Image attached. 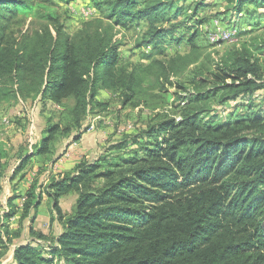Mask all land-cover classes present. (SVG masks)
Instances as JSON below:
<instances>
[{
    "label": "trees",
    "instance_id": "1",
    "mask_svg": "<svg viewBox=\"0 0 264 264\" xmlns=\"http://www.w3.org/2000/svg\"><path fill=\"white\" fill-rule=\"evenodd\" d=\"M35 1L51 5L55 0H0V80L13 76L17 92L32 98L40 94L56 103L73 98L81 107L98 102L99 91L114 81L122 43L114 35L72 40L61 26L16 34L12 26L24 22L19 13L33 9ZM182 1L112 0L111 16L120 24L148 20L146 43L158 46L172 31L158 22L171 13L177 17ZM227 3L236 14L249 3L264 8V0ZM190 42L195 45L193 36ZM261 54L264 38L229 49L216 62L213 79L199 70L200 84L209 82L212 88L196 87L199 92L187 95L179 120L150 124L148 142L133 139L139 149L102 156L104 162L80 161L75 172L53 176L45 186L36 178L26 192L9 197V211H0V264L20 235L7 220L21 210L20 217L33 223L44 194L62 231L51 237L31 228L38 239L52 242L47 248L19 243L7 264H264V105L257 107L252 98L262 90L264 99ZM130 80L128 89L134 92L135 80ZM2 90L0 85V99L6 97ZM242 96L249 101L240 110L231 105L218 113L207 109L218 97L225 104ZM59 128H47L36 150L20 157L13 178L33 157L51 153ZM6 167L0 161V192ZM71 191L78 198L66 214L59 198ZM18 197L24 198L20 206L14 203Z\"/></svg>",
    "mask_w": 264,
    "mask_h": 264
},
{
    "label": "rangeland",
    "instance_id": "2",
    "mask_svg": "<svg viewBox=\"0 0 264 264\" xmlns=\"http://www.w3.org/2000/svg\"><path fill=\"white\" fill-rule=\"evenodd\" d=\"M111 1L55 0L51 5L37 4L35 1L33 9L21 10L19 13L23 15L24 22L14 23L12 28L16 34L22 31H28L31 35L47 30L54 32L61 26L64 35L72 40L75 37L90 36L91 40L96 41L97 38L114 35L122 44L119 48L120 62L114 70L111 88L103 86L97 95L98 102L86 107L78 106L73 98L56 103L42 100L40 94L35 98L26 96L17 92L13 76L1 78V94L5 93L6 97L0 99V161L7 165L6 176L10 175L13 166L17 167L22 155L36 150L46 135V129L57 124L60 128L50 141L51 153L38 159L41 164L38 176L49 169L51 163L66 158L75 144L81 143L79 147L85 150L84 147L89 144L88 137L96 136V148L87 152L88 155H76L77 165L65 168L64 172H75L79 162L83 160L96 161L100 158V162H104L102 156L131 148L139 149L133 139H137L139 143L148 142L147 131L150 130V124L166 118L179 120L181 110L188 101L185 99L187 95L196 94L205 87L212 88L209 82L204 86L200 84L201 81L197 78L199 70L208 79H213L210 75L215 70L216 62L229 49L244 42L251 45L264 38L263 7L249 3L242 12L236 14L227 9L228 0H186L177 3L176 7H182L177 17L171 13L157 24L163 29L172 30L171 33L164 36L166 39L160 45H149L146 43L150 38L148 20H127L125 24L116 22L115 17L111 16ZM139 3L142 4L143 0H139ZM197 7L198 12L194 13ZM190 36L194 37L193 46ZM260 56L264 69V54ZM130 78L135 80L134 92L128 89ZM196 87L199 91H195ZM256 93L252 98L257 107H263V91ZM220 99L222 98L218 97L209 101L207 109L218 113L231 105V109L240 110L243 103L249 101V98L242 96L240 100L232 99L223 104ZM78 133L81 135L75 142L74 138ZM120 144L123 147L118 149ZM53 176L55 175L51 177ZM43 181L39 180L45 186ZM96 182L100 185L103 179ZM77 198L76 191L59 198V205L66 214L72 213ZM40 205L42 207L33 223L29 218L22 219L19 212L7 220L9 224L12 219H18L11 229L13 233L20 235L2 257L3 264L12 262L19 243H31L35 246L40 244L47 248L46 245L52 242L51 239H38L37 235L31 234V228L36 232L45 229L51 237L59 235L63 229L52 200H42ZM0 206L1 212L9 211L7 205Z\"/></svg>",
    "mask_w": 264,
    "mask_h": 264
},
{
    "label": "crops",
    "instance_id": "3",
    "mask_svg": "<svg viewBox=\"0 0 264 264\" xmlns=\"http://www.w3.org/2000/svg\"><path fill=\"white\" fill-rule=\"evenodd\" d=\"M88 139H89L88 140L89 144L84 147L85 150L83 149L81 150L82 147H79L81 143L75 144L76 146H72L70 148L69 154L66 155V158H60L58 159L57 162L51 163V166H49L50 168L47 169L41 176H38V171L40 170L39 168L41 166V164L38 163V159L40 157L39 155L33 157L28 162V165L26 166V168L20 174H18L17 177H14V178H13V173H14L15 167L13 166V168L11 169L10 175L5 176L4 178V181H3L4 188L0 192V204L7 205V200L9 197L18 195L21 192L22 193L26 192L31 187V183L33 182L34 179H36L37 176L40 182L44 180L43 182L47 183L52 175L57 176L60 172L63 173L65 171L64 170L65 168L68 167L69 169V168L76 166L77 165L76 161H78V157L80 154L85 153L86 155H88L87 152L91 151V149L96 148L97 146L96 136L88 137ZM76 155H78V157ZM22 174L24 175L22 176ZM47 199L48 197L44 195L43 202H45ZM14 203L17 206H20L22 203V197H18V199H16ZM41 207L42 206H40V208ZM20 211L19 213H21ZM17 220H18L17 218H15L14 220L12 219L11 222L9 223L10 226L13 227L14 224L18 222ZM42 230H43L42 232H44L45 234L49 233L45 229H42Z\"/></svg>",
    "mask_w": 264,
    "mask_h": 264
},
{
    "label": "built area",
    "instance_id": "4",
    "mask_svg": "<svg viewBox=\"0 0 264 264\" xmlns=\"http://www.w3.org/2000/svg\"><path fill=\"white\" fill-rule=\"evenodd\" d=\"M22 200H24V198H22Z\"/></svg>",
    "mask_w": 264,
    "mask_h": 264
}]
</instances>
